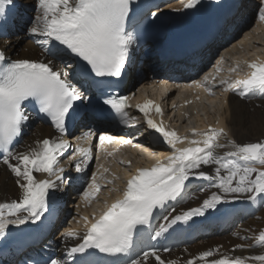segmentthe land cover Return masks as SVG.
<instances>
[{
	"label": "snow or ice",
	"instance_id": "6c2138e0",
	"mask_svg": "<svg viewBox=\"0 0 264 264\" xmlns=\"http://www.w3.org/2000/svg\"><path fill=\"white\" fill-rule=\"evenodd\" d=\"M184 8H192L197 0H181ZM14 0H0V20L8 14ZM132 0H37L36 15L30 21L28 32L41 38V43L49 45L51 60L9 58L0 50V162L7 165L16 177L19 197L0 202V236L9 225H23L40 221L49 210L51 190L60 183L71 182L60 158L72 149L67 134L66 120L75 109L76 102L90 100L84 94L83 85L73 83L72 73L66 69L80 68V79L87 82L89 77H121L128 62L130 49L136 42L133 33L127 31V20L131 12ZM151 15L155 17L156 12ZM259 19L264 20V6L259 9ZM65 56L78 58L82 66L64 60ZM61 61L58 66L55 61ZM249 69L244 78L229 81L219 80L224 91L236 92L241 98L256 91L264 92V61H244ZM238 61L230 72H237ZM217 72L221 69L217 68ZM215 76L206 74L202 80L194 81L212 94ZM134 95V94H133ZM128 96L108 94L103 104L121 117L123 123L134 120L126 111ZM187 102V101H186ZM33 103L40 114L48 117L58 136L37 139L23 151H13V144L22 134L23 126L31 119L27 114V104ZM143 114L148 129L159 134L172 149L170 155L158 159L148 167H136L124 182L123 189L111 203L105 201L102 212L92 218L83 217L85 224L80 232L66 229L61 238H76L77 242L67 247V255L86 254L96 249L105 254L129 253L134 233L139 228H151L152 217L157 209H164L168 201H175L184 192L191 179L207 181L211 191L202 202L193 208L177 212L171 209L163 216V223L154 230L150 239L156 240L168 232L178 222H188L193 217L203 216L208 210L230 200L264 199V140L239 143L229 138V133L219 118L215 126L204 129L190 128L185 135L165 126L164 121L155 122L150 111L163 115V110L154 101L147 99L136 105ZM95 132L89 128L76 137L86 141L87 146L77 143L69 164L75 172H84L92 159V144ZM107 134H99V143L116 140ZM223 141V142H222ZM129 144V140H123ZM186 144L177 147V144ZM228 148L223 154L217 149ZM111 155V153H108ZM119 163L131 166V160ZM209 166L212 170H204ZM103 168V165H101ZM108 168H103L107 173ZM44 174L39 179L36 174ZM103 175V173L101 174ZM54 177V179H53ZM115 179H119L115 176ZM109 184L113 181L108 180ZM104 186L97 183V174L81 194L86 200L95 198ZM205 191L204 188L200 189ZM238 235V234H236ZM251 243L233 245L231 254L219 253L216 249L201 251L183 264H264V229L249 237H239ZM259 247L258 254L235 255L236 250L244 252ZM165 252L169 249L165 248ZM44 264H67V260L49 257ZM75 264V261H73ZM127 264H178L176 260H165L155 247L141 249L130 255Z\"/></svg>",
	"mask_w": 264,
	"mask_h": 264
},
{
	"label": "bare ground",
	"instance_id": "6f19581e",
	"mask_svg": "<svg viewBox=\"0 0 264 264\" xmlns=\"http://www.w3.org/2000/svg\"><path fill=\"white\" fill-rule=\"evenodd\" d=\"M178 1L180 0H170L166 3V7H161L159 10L167 14L175 13L183 7L182 3H177ZM255 2L256 0H242L237 10V16L234 18L232 24H230V27L226 29L227 32L224 35L225 37L202 52L201 59L203 62L208 59L211 53L214 51L217 52L215 60L210 63L207 69L205 68L199 72L198 75H192V73H185L192 67L190 65H169L168 75L172 74L173 76L175 73L177 78L172 80L174 82L172 85L166 84L165 86L158 87L156 85L157 80L165 76H162V70H157V66L154 65V60L150 67H143V65H141L140 70L142 71V76L138 82H135V78L132 77V74L130 75L127 83L129 95L131 96L137 93L134 101L138 104L143 103L146 100L145 98L149 96L155 99H161L166 90H169L171 87L175 89L176 85H179L180 87H177L178 102L175 104L171 103L169 105L170 113H165L161 117H158L156 119L157 123L163 120L167 128L174 129L180 135H185L186 130L190 128L204 129L209 124L215 126V121L219 118L221 123L226 126L229 138L239 143L264 140V136H262L261 132L257 133L254 129V125L258 126L257 124L259 122L264 124V92L256 91L241 98L236 92L224 91V86H220L218 83L222 78H226L229 81L237 78H244L249 71L243 63L244 61H264V20L259 19V10L252 24L247 27V29L245 28L241 32H238L239 23L249 14ZM36 5L37 0H14V5L9 6L8 14L5 17L10 21L9 25L6 26L9 30V34L6 37L0 38V50L5 51L6 55L11 59H53L48 52L49 45L42 44L40 42V37L33 36L28 32L32 19L27 22L25 14L31 15L33 18L36 15ZM262 6H264V0H262ZM1 23L2 20H0V24ZM144 54V52L141 53L139 58L140 61L143 60L142 56ZM64 60L71 62L65 57ZM238 61L240 62L238 71L230 72L229 69L234 67ZM55 63L60 66L61 61L57 59ZM194 67L195 66H193V68ZM217 68H220L221 71L217 72ZM66 70L71 73L73 71L72 69ZM206 74L210 77H216L213 81L215 86L212 89V94H209L203 86L198 87L194 84V81L202 80ZM75 83L80 85L79 82ZM134 86L136 87L134 88ZM82 90L84 93L87 92L85 87H83ZM175 93V90L172 91L167 99L173 98ZM161 103H164V99L161 100ZM134 113L136 116L137 114L141 115V113L137 111ZM87 123V120H78V128L69 136V142L80 136L83 131L89 129ZM240 128L245 131L240 130ZM29 129L30 133L24 136L23 140L13 151H23L37 139L57 136L48 126L34 122L33 120ZM136 129L138 131L143 130V126L139 125ZM145 133V142H143L147 145L148 149L145 158L136 157L133 153H129L133 156L131 158L128 155L117 156L118 150L116 149L108 152L111 153V155L106 153L102 156L95 157L92 153V159L89 161L85 171L90 168L93 162L94 169L92 174L95 172L97 174V183L104 186L102 190L96 194L95 198L86 200L81 195L83 191L88 188L89 182L92 179V174L88 179L90 180L88 184L76 185L72 180L70 183L65 180V182L60 183L56 189L51 190L49 210L43 216L47 217L51 224L48 232L43 234L42 244L39 246V248L42 249H35V251L28 250L20 254L15 264H20L21 261L24 262V264H32V256L35 252H39L44 258L57 257L65 259L68 263L72 256L67 255V247H71L75 244L77 239L72 238L65 242L61 238V234L68 228H73L82 232L85 224L83 217L87 216L91 219L94 213L98 216L104 208V202L107 201L111 203L118 196L117 191L114 189H120L124 180L134 172L136 167H141L143 164L152 165L156 160L163 159L171 154V147L163 142V139L159 137L158 133H155L154 130L151 129L144 131V134ZM79 143L83 146H87L86 141H80ZM71 145L72 149L67 150L65 155L60 158L59 162L65 167L67 174L72 176L78 173H73L75 170L74 165L69 164V157L72 155V151L77 144ZM184 146L187 145L177 144V147ZM228 150V148H224L217 149L216 151L223 154ZM152 153L158 155L153 156L151 155ZM121 160H131L132 164L131 166H125L119 163ZM101 165H103V168H108L109 171L104 173ZM204 170L211 171L212 169L209 166H204ZM102 173L103 175H101ZM36 176L39 179L46 178L44 174L40 173H37ZM115 176H118L119 179H115ZM82 177L87 178L85 175ZM108 180H112L113 182L109 184L107 182ZM201 188H204L205 191H201ZM211 191H215V189L210 188L207 181L191 179L186 183V187L181 196L175 201H171V203L166 206L154 230L159 227L160 223L164 222L163 216L169 215L171 209L175 208L177 212H180L181 210L197 207ZM19 192L20 190L16 184V177L7 165L1 162L0 202L17 199L19 197ZM68 203H70V207H74L72 215L69 214V208L67 207ZM263 204L264 199L257 198L256 200H247L242 197L239 200H230L222 203L218 205L217 209L208 210L203 216L193 217L190 221L180 225L183 230L190 231V234L198 233L199 231L209 228L207 222L198 225L202 221H210L215 218L220 222L218 227L223 225L225 219H229L230 222L228 221L229 223L226 227L220 231L218 228L211 227L209 237H198L190 242L182 243L180 246L172 248L166 253L160 250L162 258L165 260H176L178 264H183L184 261L192 256H197L201 251L210 248L216 249L217 247H219V253L228 252L231 254L233 245L252 242L251 239L243 241L239 237L248 236L249 231L247 229L257 217L256 214L261 210ZM40 222L41 220L36 221V223ZM20 226L21 225H9L4 235L0 236V264L14 263V245L13 243L10 244L8 241L9 238L14 237L13 231L17 230ZM176 228L178 227L172 225L168 232L164 233L158 239L152 240L154 246H157L169 233H174ZM230 228L231 230L229 231ZM56 229L57 231H55ZM55 232L57 233L55 234ZM260 251V248L256 247L245 250L244 252L236 250L234 254L254 255L258 254ZM6 254H8L7 257Z\"/></svg>",
	"mask_w": 264,
	"mask_h": 264
},
{
	"label": "rangeland",
	"instance_id": "374dc122",
	"mask_svg": "<svg viewBox=\"0 0 264 264\" xmlns=\"http://www.w3.org/2000/svg\"><path fill=\"white\" fill-rule=\"evenodd\" d=\"M262 6V3H261V1H256L255 2V6H254V8H253V10H252V12H251V14L249 15V17H247L242 23H241V26H240V28L238 29V31H240V30H244V28H245V26H246V24L247 23H249L248 24V26L249 25H251L252 24V22H253V19L255 18V16H256V14H257V11L260 9V7ZM29 20L28 21H30V18H28ZM247 26V27H248ZM247 29V28H246ZM152 61V59L151 58H148L147 60H146V62H145V67H150V63L149 62H151ZM148 64V65H147ZM153 64V63H152ZM203 67V66H202ZM192 75H195V73H192ZM258 126H256V125H254V129H255V131L258 133V132H261V134H262V136H264V124H261L260 122L257 124ZM240 130H243V129H241L240 128ZM243 131H245V130H243ZM258 136H259V134H258ZM257 141H259V140H256L255 142H257ZM199 194V193H198ZM197 194V195H198ZM200 195V194H199ZM67 207L69 208V214H71L72 215V213L74 212V207H70V203H68V205H67ZM256 218H255V220L251 223V226L247 229L248 231H249V233H248V236H252L253 234H257L258 233V231L259 230H261V229H264V204L262 205V207H261V210H259L258 211V213L256 214ZM260 222V223H259ZM260 225H259V224ZM231 230V228L229 229V231ZM249 234H251V235H249ZM210 238H211V236H210Z\"/></svg>",
	"mask_w": 264,
	"mask_h": 264
}]
</instances>
